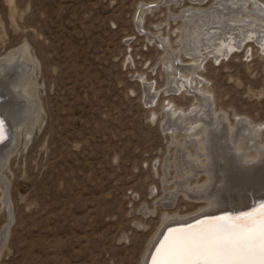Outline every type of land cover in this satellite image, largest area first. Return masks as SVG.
I'll list each match as a JSON object with an SVG mask.
<instances>
[{
    "label": "rangeland",
    "instance_id": "1",
    "mask_svg": "<svg viewBox=\"0 0 264 264\" xmlns=\"http://www.w3.org/2000/svg\"><path fill=\"white\" fill-rule=\"evenodd\" d=\"M157 1L0 0V57L26 46L40 107L0 173V231L8 221L0 264H141L164 215L206 207L173 192L181 165L162 128L167 103L185 112L198 103L174 88L164 92L166 52L146 36L176 50L178 15L197 5ZM254 2L264 13V0ZM260 30L239 49L210 54L198 72L232 124L237 117L264 123Z\"/></svg>",
    "mask_w": 264,
    "mask_h": 264
},
{
    "label": "bare ground",
    "instance_id": "2",
    "mask_svg": "<svg viewBox=\"0 0 264 264\" xmlns=\"http://www.w3.org/2000/svg\"><path fill=\"white\" fill-rule=\"evenodd\" d=\"M181 1L157 2L180 6L183 4ZM188 1L197 6L185 7L178 15L184 27L180 30V46L176 50H172L170 43L164 44V39L156 35L157 40L153 34L146 36L148 40L160 44L166 52L162 58L168 76V86L164 92L174 88L176 93L181 91L189 94L198 103L193 111L186 112L171 103L166 105L162 128L166 129V134L178 151L177 160L181 165L173 192L181 191L184 196L197 202L203 201L207 205L187 216L164 215L141 264H152L153 255L168 235L169 229L185 228L188 226L183 225L186 222L216 213L220 214L197 219L191 224L212 217L237 216L255 210L264 201V141H257L260 131L264 130V123L253 124L243 117H237L234 124L230 123L224 111L214 108L211 93L198 73L202 62L210 54L215 59L221 57L239 49L246 38H255L261 32L260 29L264 31V13L260 12L262 10L254 2L256 0H212V5L207 9L200 7L207 0ZM153 2H144L142 5ZM142 13L136 22L138 28L142 22ZM182 55L189 61L184 63ZM32 64L33 58L25 45L0 57V173L14 146L30 135L32 127L40 119V107L32 94ZM151 88L148 85L146 89L150 91ZM155 97L156 92L151 99ZM179 137H182V141H179ZM199 176L205 179L203 183L189 182V178L196 180ZM165 203L171 204L168 200ZM2 204L6 211L8 199L5 191ZM245 208L249 210L240 211ZM7 224L6 220L0 231V251L4 245ZM177 224L180 226L166 228ZM162 233L163 236L153 249Z\"/></svg>",
    "mask_w": 264,
    "mask_h": 264
},
{
    "label": "snow or ice",
    "instance_id": "3",
    "mask_svg": "<svg viewBox=\"0 0 264 264\" xmlns=\"http://www.w3.org/2000/svg\"><path fill=\"white\" fill-rule=\"evenodd\" d=\"M152 264H264V203L237 216L169 229Z\"/></svg>",
    "mask_w": 264,
    "mask_h": 264
},
{
    "label": "water",
    "instance_id": "4",
    "mask_svg": "<svg viewBox=\"0 0 264 264\" xmlns=\"http://www.w3.org/2000/svg\"><path fill=\"white\" fill-rule=\"evenodd\" d=\"M1 119H0V124H2L1 123ZM3 135H4V131H3ZM5 135H6V133H5ZM4 135V136H5ZM3 136V137H4ZM261 203H264V201H262ZM254 206V205H253ZM250 208V207H249ZM249 208H245V209H243V210H240V211H246V210H249ZM220 213H216V214H213V215H210V216H201V217H199V218H196V219H194V220H192V221H189V222H186L185 224H183V225H189V224H191V223H193V222H195L197 219H201V218H203V217H211V216H216V215H219ZM182 225V224H181ZM180 226V224H177V225H172V226H168V227H166V228H170V227H179ZM165 228V229H166ZM165 231V230H164ZM164 231H163V233H164ZM163 233L160 235V237H159V239L157 240V242L155 243V245H154V247H153V249L155 248V246L157 245V243H158V241L161 239V237L163 236ZM153 249H152V251H153ZM152 251H151V253H152ZM151 253H150V255H149V257H148V260H149V258H150V256H151Z\"/></svg>",
    "mask_w": 264,
    "mask_h": 264
}]
</instances>
